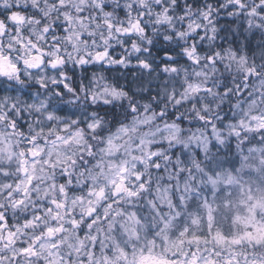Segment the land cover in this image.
<instances>
[{"label":"clouds","instance_id":"1","mask_svg":"<svg viewBox=\"0 0 264 264\" xmlns=\"http://www.w3.org/2000/svg\"><path fill=\"white\" fill-rule=\"evenodd\" d=\"M0 264H264V0H0Z\"/></svg>","mask_w":264,"mask_h":264}]
</instances>
